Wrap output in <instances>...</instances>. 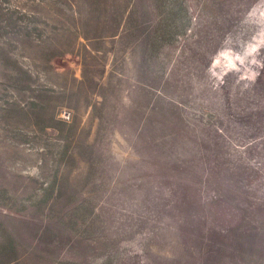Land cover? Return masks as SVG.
I'll return each mask as SVG.
<instances>
[{"label":"rangeland","instance_id":"obj_1","mask_svg":"<svg viewBox=\"0 0 264 264\" xmlns=\"http://www.w3.org/2000/svg\"><path fill=\"white\" fill-rule=\"evenodd\" d=\"M0 264H264V0H0Z\"/></svg>","mask_w":264,"mask_h":264}]
</instances>
